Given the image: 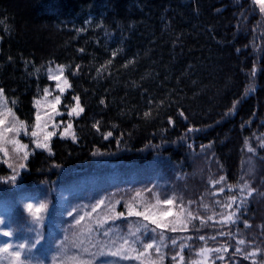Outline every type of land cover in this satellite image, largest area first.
<instances>
[{
    "label": "trees",
    "instance_id": "1",
    "mask_svg": "<svg viewBox=\"0 0 264 264\" xmlns=\"http://www.w3.org/2000/svg\"><path fill=\"white\" fill-rule=\"evenodd\" d=\"M0 22V88L16 116L33 125L34 100L48 85L46 68L52 64L65 67L71 85L62 105L73 106L78 96L84 108L72 119L77 142L54 136V155L36 149L15 185L0 181V199L14 200L33 187L52 199L69 183L86 180L84 191L102 198L116 217L104 232L75 228L52 237L45 226L44 232H33L29 216L11 203L8 220L19 230L12 239L32 244L40 237L33 264H145L147 257L100 254L102 246H117L120 237L131 239L129 233L138 228L142 243L157 237L165 257L161 264H179L172 257L181 243L183 264L196 261L202 247L228 248L210 253L211 264H264V13L259 5L253 0H0ZM97 122L99 131L93 127ZM109 131L113 134L105 139ZM9 174L0 162V176ZM221 176L225 180L214 183ZM245 181L251 195L239 187ZM153 193L161 201L173 199L172 207L181 203L197 219L186 231L165 230L160 241V230L142 227H154L150 222L127 215L129 203L139 211L155 205ZM232 196L237 200L229 209ZM229 212H236L235 223L224 224ZM7 239L0 236V247ZM240 239L245 244L239 245ZM142 243L134 245L137 251ZM149 255L158 259L155 248Z\"/></svg>",
    "mask_w": 264,
    "mask_h": 264
},
{
    "label": "snow or ice",
    "instance_id": "2",
    "mask_svg": "<svg viewBox=\"0 0 264 264\" xmlns=\"http://www.w3.org/2000/svg\"><path fill=\"white\" fill-rule=\"evenodd\" d=\"M253 3L256 5H259V11L261 13H264V0H253ZM2 23V22H0ZM83 51V49H81ZM116 53H113L115 55ZM110 63V61H109ZM77 69H79V65L76 66ZM56 71H58L59 74H56ZM65 67L63 65H57L56 70L49 67L47 69L48 73V79L50 81H55V89L59 90L60 95H56L54 97V100H49L48 98L52 96V92L49 90L48 87H45L43 89V97L42 99H35L34 105L37 109L36 115H35V124L32 127V130L30 132V136L32 139V144L34 145V148L32 151H29V145L26 143H22L21 140L18 138L23 132L25 135H29L27 131V127L24 121L19 120L15 113L13 112L12 107H8V100L4 95V89L0 88V153H3L4 159L0 162L7 165V167L11 170L10 176H0V181H3L5 183L11 182L13 185L16 184L18 178L22 176V173L28 171L27 161L30 158V155L35 154L36 149L44 150L49 155H54L51 147V140L54 136L57 134L61 139L71 138L73 142H77V136L75 133V130L73 128V123L71 120H69L66 124V126L63 127L62 131H59L57 133V129L60 127L61 124H63V121H60L59 124H57L54 120V117L62 115V113L58 110V106L61 104V95L65 93L66 89L70 88L71 85L69 84V81L67 77L64 76ZM256 73V69H252V75L254 76ZM251 88V86H249ZM247 91V90H246ZM75 100V104L68 108L67 115L69 117H79L81 113L84 111V108L80 104L79 97H73ZM43 101V105H42ZM103 103V101H102ZM235 103H233V108H235ZM12 104H15V101H12ZM45 108L43 117L40 112L41 107ZM149 113H145V116H148ZM183 115V113H181ZM9 117H11V120H9ZM171 122V119H170ZM9 125V126H5ZM51 125L52 130H49V127ZM93 127L99 131V122L97 124H94ZM189 131H192V129H189ZM14 134L13 137L9 138V134ZM112 132L109 131L104 134V138L107 139L108 137L112 136ZM12 145V152L14 153L13 157L9 156V150L5 145ZM250 151L252 149H249ZM96 154V153H94ZM225 177L221 176L219 181H215L214 183H219L220 181H224ZM229 189L233 187L232 185L228 186ZM241 191L244 189H248V195L252 194V189L249 188L247 182L245 181L243 184L239 185ZM221 192L224 191L223 188L220 189ZM140 193H137V196H139ZM237 197L232 196L230 197L229 203L225 205L227 208H232L233 204L236 202ZM173 199H164L160 200L158 197L156 199L155 205H148L145 207L144 211L137 210L136 206L134 204H127V215L128 216H136V217H142L144 221L150 222V224L154 227L149 228V224H144L142 227L144 228L145 232H151V233H157V230H160L158 234V238L160 241L164 240L163 232L165 230L176 232L178 230L177 225H179V230L186 231L188 230L189 225L194 219H197V217L193 216L192 212L186 211L184 208H181V211L179 213L175 214L174 219H168L169 216H172V210L171 207L168 208L167 211H157L154 210L158 208L160 205H166L171 206L173 204ZM100 203H103V201H100ZM119 203V202H117ZM204 207H207L205 205ZM48 209V207H47ZM47 209H44L42 205L36 203V206L33 208V212L30 213V215L34 214L33 220L38 222L39 220L43 219L42 213H45ZM114 210V209H113ZM95 211V209H93ZM72 212H68L69 216H72ZM125 215L124 212L118 213V216L123 217ZM236 216V212H229L228 215L223 217L222 222L224 224L227 223H235L234 217ZM116 217L108 216V220H113ZM84 217L81 216L80 220H83ZM15 221H5L3 219H0V236L2 237H13L18 234L19 230H15L11 228V223H14ZM79 223V220L77 221ZM204 221L201 219V224H203ZM7 226H4L6 225ZM247 226V225H245ZM7 228L8 230H4ZM140 231V229H136L135 232H130L129 238L120 237L122 240V243L120 244V247L115 252H111L110 254L113 256L121 255V249H124L127 252H137V255L134 257L126 256L127 259H141L142 257H147L145 264H161V262L164 260V255L161 254V247L159 244H157V237L156 236H149V240L151 242L148 243H142L140 241V237L137 235V233ZM220 235H230V233H224L221 232ZM22 239V238H17ZM205 236L201 235L199 236L200 241H205ZM212 239H215V237H212ZM38 243V241H36ZM142 243V251H137V248L134 247V245ZM172 245H176L177 241L175 239L171 240ZM239 245L245 244L244 239H240L237 242ZM35 244L32 245L34 247ZM127 246V247H126ZM186 247L185 244L181 243L179 245L180 251L176 253V256H173L172 259L176 260L177 257L179 258V264H183L184 262V256L182 255L184 248ZM26 246L23 243L19 244H11L9 241H3V246L0 247V253L2 254H9L10 253V259L14 261V264H24V261L21 259L22 252L25 250ZM155 248V251L157 253L158 259L153 260L151 256L149 255V250ZM219 253L221 251L227 252V247L222 248H216L211 249L208 247H202L199 249L198 255L203 257L201 260L192 261L191 264H206L208 255L212 252ZM242 250L240 247L235 248V252L240 253ZM103 255L104 253H100ZM251 255H255V253H252ZM247 258V257H245ZM219 259H223V257H219ZM80 264H90L89 261H81Z\"/></svg>",
    "mask_w": 264,
    "mask_h": 264
},
{
    "label": "rangeland",
    "instance_id": "3",
    "mask_svg": "<svg viewBox=\"0 0 264 264\" xmlns=\"http://www.w3.org/2000/svg\"><path fill=\"white\" fill-rule=\"evenodd\" d=\"M57 65H60V64H52L46 68L47 78H48L47 69L49 67H51L54 70H56ZM56 74H59L58 71H56ZM64 76H65V74H64ZM55 83H56L55 81L49 80L48 85L45 86V87H48L49 90L52 92V96H50L48 98L49 100H54V97L56 95H60L59 90L55 89ZM45 87H43V89ZM43 89H42L41 95H39L36 99H42ZM67 90L68 89H66V91ZM66 91L64 94L61 95V104L58 106V110L62 113V115L54 117V120L57 124H59L60 121L64 122L57 129V133L59 131H62L63 127L66 126V124L69 120H71V122H72V119H73V117H69L67 115L68 108H70V107H67V105H62V100H63L64 95L66 94ZM42 105H43V101H42ZM8 107L13 108V106L10 103V100H8ZM34 108H35V115H36L37 109H36L35 105H34ZM44 111H45V108L42 106L40 108V112H41L42 117H43ZM13 112H14V110H13ZM15 116H16V114H15ZM9 120H11V117H9ZM34 124H35V119H34V123L31 127L26 125L29 135H25L23 132H21L20 136L18 137L22 143H26L29 145V151L30 152L34 148V145L32 144L33 138L30 136V132H31ZM5 126H9V125H5ZM49 130H52L51 125L49 127ZM13 136H14V134H12V133L9 134V138H11ZM56 136H59V135L57 134ZM5 146L9 150V156L13 157L14 156V153L12 152L13 146L10 144L5 145ZM3 159H4L3 153H0V160H3ZM11 174L12 173H10V175ZM7 184L12 185L11 182H7ZM75 190L76 189H72V191H71L69 188H61L57 192V194L52 197V199L49 202L46 201V199L43 197H36L35 198V197H30V196H27L26 198H23V196H21V197L19 196V198L17 199V201H18L17 203H15V201L13 199H9L7 201L9 204H11V203H14V205L20 204V212L23 211L24 213H26V212L22 207L21 201L24 203H28V202L38 203L40 200H44L45 202L48 203L47 211L45 213H42L43 219L39 220L38 222L34 221L33 218L28 213H26L30 218V224L33 226L35 225V229L33 232H44L45 231L43 228L44 224H47L46 231L51 232L50 234L52 235V237H55L54 232H68L67 231L68 229L72 230L75 228H78L79 232H104L105 231L104 226L108 220L107 217L111 216L110 207L105 204V201L102 200V198L96 199L88 205L83 204V202L80 203L81 200H79V199L73 200ZM139 193L141 194V192H139ZM153 196H154V203H156L157 196L155 193H153ZM168 199H170V198H168ZM100 201H103V203H100ZM52 204H54V205H52ZM169 207H171L173 215L169 216L168 219H174L175 214L179 213L181 211V208H184L187 211L186 206H184L178 202L174 203V207L168 206L165 211H167ZM93 209H95V211H93ZM3 210L6 213L8 210V207H5L4 203L0 202V219H3L5 221H9L8 218L3 217ZM70 211L73 213L72 216L68 215V212H70ZM81 216L84 217L83 220H80ZM64 217H66V220L62 222V219ZM78 220H79V223H77ZM4 226H7V224ZM177 226L179 227V225H177ZM11 228L13 229L12 225H11ZM4 230L6 231L8 229L5 228ZM20 232H26V230H22ZM55 240H56V238L51 239L52 242H54ZM87 240H88V238H87ZM6 241H9L13 245L19 244V243L25 244L26 248L22 252V257H21V259L24 261V264H27L28 260L31 261L30 264H33V262L36 261L37 254L35 256L32 253V250L34 248H36L37 246H39L40 237H37V239H35V241L32 244H28V241L26 239L17 240V239H12V237H8V239ZM36 241H38V243H36ZM121 243H122V241L116 242V244H118L117 246H113L114 243H107V246L106 247L102 246L100 248V251H105V253L106 252L107 253L115 252L120 247ZM33 244H35L34 247H32ZM105 248H107V249H105ZM119 256H123V257L125 256L126 257V256H130V254H129V252L125 251L124 249H121V255H119ZM201 259H203V257H201L199 255L197 260H201ZM208 259H209V255H208L206 264H211V262ZM0 264H14V261L10 259V253L9 254L0 253ZM99 264H111V262H110V260L109 261L104 260V261H101Z\"/></svg>",
    "mask_w": 264,
    "mask_h": 264
},
{
    "label": "clouds",
    "instance_id": "4",
    "mask_svg": "<svg viewBox=\"0 0 264 264\" xmlns=\"http://www.w3.org/2000/svg\"><path fill=\"white\" fill-rule=\"evenodd\" d=\"M22 207L25 210L26 213H28L30 215V213L33 212V208L36 206V203H32V202H28V203H24L21 201ZM39 204L43 206L44 209H47L48 207V203L45 202L44 200H40ZM32 218H34V214L30 215Z\"/></svg>",
    "mask_w": 264,
    "mask_h": 264
}]
</instances>
